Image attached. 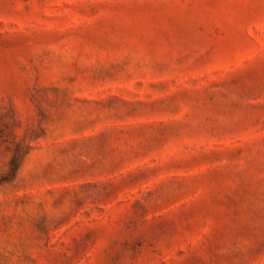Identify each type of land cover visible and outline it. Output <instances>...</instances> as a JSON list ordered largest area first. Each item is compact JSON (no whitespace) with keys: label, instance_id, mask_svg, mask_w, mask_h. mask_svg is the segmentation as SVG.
Instances as JSON below:
<instances>
[{"label":"rangeland","instance_id":"374dc122","mask_svg":"<svg viewBox=\"0 0 264 264\" xmlns=\"http://www.w3.org/2000/svg\"><path fill=\"white\" fill-rule=\"evenodd\" d=\"M0 264H264V0H0Z\"/></svg>","mask_w":264,"mask_h":264}]
</instances>
